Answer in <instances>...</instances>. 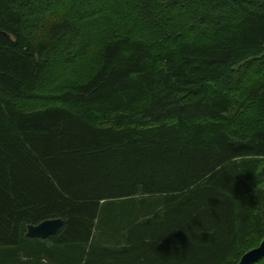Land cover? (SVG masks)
Wrapping results in <instances>:
<instances>
[{"label": "trees", "instance_id": "obj_1", "mask_svg": "<svg viewBox=\"0 0 264 264\" xmlns=\"http://www.w3.org/2000/svg\"><path fill=\"white\" fill-rule=\"evenodd\" d=\"M263 237L264 0H0V264H236Z\"/></svg>", "mask_w": 264, "mask_h": 264}, {"label": "water", "instance_id": "obj_2", "mask_svg": "<svg viewBox=\"0 0 264 264\" xmlns=\"http://www.w3.org/2000/svg\"><path fill=\"white\" fill-rule=\"evenodd\" d=\"M63 220L60 217L47 218L36 224H27L24 235L28 238L44 239L57 232L62 226ZM264 256V237L260 243L245 251L236 264H254Z\"/></svg>", "mask_w": 264, "mask_h": 264}]
</instances>
